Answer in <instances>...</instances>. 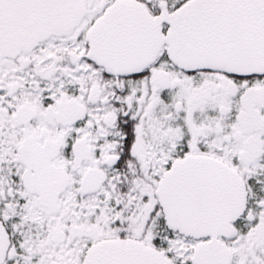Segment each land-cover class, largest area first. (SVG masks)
Masks as SVG:
<instances>
[{
	"label": "snow or ice",
	"instance_id": "1",
	"mask_svg": "<svg viewBox=\"0 0 264 264\" xmlns=\"http://www.w3.org/2000/svg\"><path fill=\"white\" fill-rule=\"evenodd\" d=\"M0 264H264V0H0Z\"/></svg>",
	"mask_w": 264,
	"mask_h": 264
}]
</instances>
